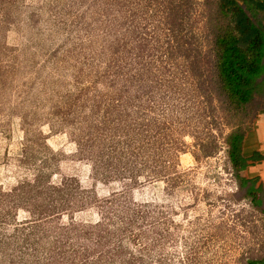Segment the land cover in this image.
<instances>
[{
  "label": "rangeland",
  "instance_id": "374dc122",
  "mask_svg": "<svg viewBox=\"0 0 264 264\" xmlns=\"http://www.w3.org/2000/svg\"><path fill=\"white\" fill-rule=\"evenodd\" d=\"M216 1L0 0V264L264 258L226 141L261 102L219 89Z\"/></svg>",
  "mask_w": 264,
  "mask_h": 264
},
{
  "label": "trees",
  "instance_id": "16d2710c",
  "mask_svg": "<svg viewBox=\"0 0 264 264\" xmlns=\"http://www.w3.org/2000/svg\"><path fill=\"white\" fill-rule=\"evenodd\" d=\"M211 18L215 55L216 82L229 105L235 109L260 103L264 110V0H217ZM245 131L233 129L227 136L228 155L236 178L248 197L258 201L262 186L255 178L242 175L248 161L263 155L243 154ZM264 210V209H263ZM247 264H264L262 259H248Z\"/></svg>",
  "mask_w": 264,
  "mask_h": 264
},
{
  "label": "crops",
  "instance_id": "0c3cea01",
  "mask_svg": "<svg viewBox=\"0 0 264 264\" xmlns=\"http://www.w3.org/2000/svg\"><path fill=\"white\" fill-rule=\"evenodd\" d=\"M259 152L264 157V110L259 111L253 127L247 131L243 141V154L251 157ZM248 166L243 174L248 178H255L259 186L264 187V158L259 161H248Z\"/></svg>",
  "mask_w": 264,
  "mask_h": 264
}]
</instances>
